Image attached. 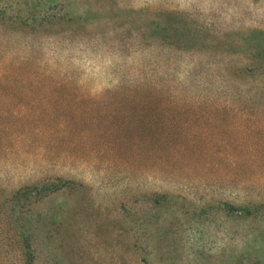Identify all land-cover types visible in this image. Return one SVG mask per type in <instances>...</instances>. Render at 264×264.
<instances>
[{
    "label": "rangeland",
    "instance_id": "obj_1",
    "mask_svg": "<svg viewBox=\"0 0 264 264\" xmlns=\"http://www.w3.org/2000/svg\"><path fill=\"white\" fill-rule=\"evenodd\" d=\"M249 202L264 0H0V264H264Z\"/></svg>",
    "mask_w": 264,
    "mask_h": 264
},
{
    "label": "trees",
    "instance_id": "obj_2",
    "mask_svg": "<svg viewBox=\"0 0 264 264\" xmlns=\"http://www.w3.org/2000/svg\"><path fill=\"white\" fill-rule=\"evenodd\" d=\"M128 102H131L130 104L134 103L138 107L143 108H151V105H154L155 103H160V99H154L153 97H148L146 94L142 95L141 97H132L128 100ZM230 207V210L234 212V206L228 205ZM264 214L262 205H259L257 203H246V205H242V207L239 208L237 211V217L243 218H251V217H259Z\"/></svg>",
    "mask_w": 264,
    "mask_h": 264
}]
</instances>
